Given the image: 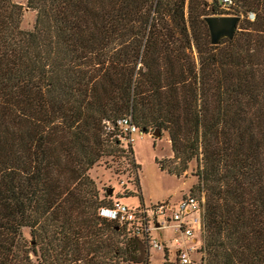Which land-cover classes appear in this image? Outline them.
<instances>
[{
	"label": "trees",
	"instance_id": "obj_1",
	"mask_svg": "<svg viewBox=\"0 0 264 264\" xmlns=\"http://www.w3.org/2000/svg\"><path fill=\"white\" fill-rule=\"evenodd\" d=\"M233 1L213 43L219 0H27L31 30L0 0V264L150 261L90 175L133 154L126 117L169 134V172L200 160L207 264H264V0Z\"/></svg>",
	"mask_w": 264,
	"mask_h": 264
},
{
	"label": "rangeland",
	"instance_id": "obj_2",
	"mask_svg": "<svg viewBox=\"0 0 264 264\" xmlns=\"http://www.w3.org/2000/svg\"><path fill=\"white\" fill-rule=\"evenodd\" d=\"M15 2L23 4L21 27L31 30L36 21V12L28 7L27 0H15ZM225 13H236L244 17L243 9L239 10L235 5ZM154 132L152 130L144 134L137 131L133 134L134 155L125 146L126 150L122 154L103 159L90 169V175L96 181L101 196L113 188V197H120V200L130 207L136 208L142 202L146 206L167 202L171 206L170 212L183 196L195 194L202 198L197 189L192 191L193 186L199 183L200 160L190 161L188 169L180 174L169 172L168 169L179 167L178 161L172 159L173 151L169 134L165 131L160 136H155ZM27 232L26 229V237L30 238ZM159 232L153 230L152 235L158 236L161 241L165 240L172 250L170 252L165 248L167 254L165 257L163 249L149 248V258L151 257L155 264H165L166 258H170L173 262L171 264H178L173 240L175 230L172 227L165 228L162 232L163 236ZM196 256L198 257V254Z\"/></svg>",
	"mask_w": 264,
	"mask_h": 264
},
{
	"label": "built area",
	"instance_id": "obj_3",
	"mask_svg": "<svg viewBox=\"0 0 264 264\" xmlns=\"http://www.w3.org/2000/svg\"><path fill=\"white\" fill-rule=\"evenodd\" d=\"M219 2L220 8L224 11L231 9L234 5L233 0H219ZM248 17L254 19V13H248ZM121 121L125 130L131 133L138 131L137 126L131 123V117H126ZM202 201L203 196L200 199L195 194H188L183 196L170 212L171 206L167 202L152 206L143 205L138 209L137 207H130L120 198H116L111 206H102L99 212L103 217L116 218L120 222L135 223V233L144 236L148 240L150 248L167 249L166 244L153 236L152 232L153 230L172 227L176 232L173 240L178 264H207L206 252L203 250L205 231ZM145 264L155 263L149 261Z\"/></svg>",
	"mask_w": 264,
	"mask_h": 264
},
{
	"label": "water",
	"instance_id": "obj_4",
	"mask_svg": "<svg viewBox=\"0 0 264 264\" xmlns=\"http://www.w3.org/2000/svg\"><path fill=\"white\" fill-rule=\"evenodd\" d=\"M240 17L236 15H220L214 14L206 17V22L209 26L211 40L213 43H220L223 38L233 37L238 28ZM155 136H160L161 131L157 128L154 132ZM113 193V188H110L108 194Z\"/></svg>",
	"mask_w": 264,
	"mask_h": 264
},
{
	"label": "crops",
	"instance_id": "obj_5",
	"mask_svg": "<svg viewBox=\"0 0 264 264\" xmlns=\"http://www.w3.org/2000/svg\"><path fill=\"white\" fill-rule=\"evenodd\" d=\"M164 229H165V228H164ZM164 229H157L158 231H160L159 233H161V234H160L161 236H163L162 232H163ZM156 237L158 238V236H156ZM162 241L166 244V246L168 247L169 251L171 252V250H172V249H171V246H170L165 240H162ZM175 248H176V247H175ZM175 248H174V250H175ZM164 252H165V257H166V255H167V254H166V249H164ZM150 261L153 262V261L151 260V257H150ZM167 262H168L169 264L173 263V262L170 260V258H169V259L166 258V262H165V264H166ZM153 263H154V262H153Z\"/></svg>",
	"mask_w": 264,
	"mask_h": 264
}]
</instances>
